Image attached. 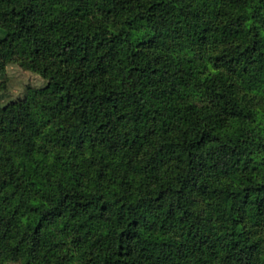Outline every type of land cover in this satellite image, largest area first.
Instances as JSON below:
<instances>
[{"label": "trees", "instance_id": "trees-1", "mask_svg": "<svg viewBox=\"0 0 264 264\" xmlns=\"http://www.w3.org/2000/svg\"><path fill=\"white\" fill-rule=\"evenodd\" d=\"M0 264H264V0H0Z\"/></svg>", "mask_w": 264, "mask_h": 264}, {"label": "rangeland", "instance_id": "rangeland-1", "mask_svg": "<svg viewBox=\"0 0 264 264\" xmlns=\"http://www.w3.org/2000/svg\"><path fill=\"white\" fill-rule=\"evenodd\" d=\"M1 34V33H0ZM0 81L5 88L1 91V100L20 96L28 85L39 87L45 84L46 79L38 72L26 68L16 58L9 59L0 70ZM8 264H21L20 261Z\"/></svg>", "mask_w": 264, "mask_h": 264}]
</instances>
